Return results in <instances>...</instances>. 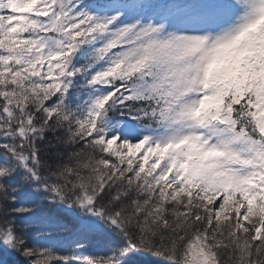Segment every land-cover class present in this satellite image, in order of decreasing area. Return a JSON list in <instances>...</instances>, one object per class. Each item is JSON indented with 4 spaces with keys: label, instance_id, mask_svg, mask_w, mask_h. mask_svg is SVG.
<instances>
[{
    "label": "snow or ice",
    "instance_id": "snow-or-ice-1",
    "mask_svg": "<svg viewBox=\"0 0 264 264\" xmlns=\"http://www.w3.org/2000/svg\"><path fill=\"white\" fill-rule=\"evenodd\" d=\"M264 264V0H0V264Z\"/></svg>",
    "mask_w": 264,
    "mask_h": 264
},
{
    "label": "rangeland",
    "instance_id": "rangeland-1",
    "mask_svg": "<svg viewBox=\"0 0 264 264\" xmlns=\"http://www.w3.org/2000/svg\"><path fill=\"white\" fill-rule=\"evenodd\" d=\"M9 264H11V262H9Z\"/></svg>",
    "mask_w": 264,
    "mask_h": 264
}]
</instances>
